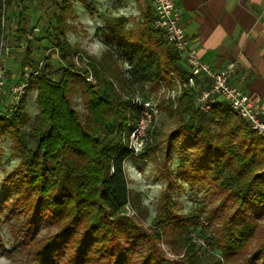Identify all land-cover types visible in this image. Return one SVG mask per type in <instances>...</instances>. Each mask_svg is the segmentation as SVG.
Wrapping results in <instances>:
<instances>
[{"label":"trees","instance_id":"trees-1","mask_svg":"<svg viewBox=\"0 0 264 264\" xmlns=\"http://www.w3.org/2000/svg\"><path fill=\"white\" fill-rule=\"evenodd\" d=\"M58 1L54 48L65 64L61 75L53 79L29 50L21 65L23 77L26 67L31 69L27 91H36L31 146L23 131L29 123L25 98L9 116L0 109V125L11 131L19 158L11 192L0 198V227L7 226L14 246L6 250L0 240V255L19 264H264V139L224 103L200 112L191 89L183 91L175 109L168 104L174 129L154 130L152 145L140 155L154 162L158 157L168 171L175 154V178L206 186L208 209L177 215L165 191L150 229L121 211L130 202L123 165L135 157L127 138L141 106L125 101L113 82L137 89L146 100L148 90L156 91L171 73L183 78L185 68L163 32L152 27L147 0H133L141 18L135 28L113 18L95 29L104 50L99 62L92 58L89 69L97 82L90 85L65 38L70 1ZM77 1L93 15L88 0ZM10 5L11 0H0V41ZM76 96L83 113L76 109ZM201 217L213 227L208 244L217 245L220 257L191 242L192 233H203ZM161 239L181 258L168 259Z\"/></svg>","mask_w":264,"mask_h":264},{"label":"rangeland","instance_id":"rangeland-1","mask_svg":"<svg viewBox=\"0 0 264 264\" xmlns=\"http://www.w3.org/2000/svg\"><path fill=\"white\" fill-rule=\"evenodd\" d=\"M69 1L71 12L65 17V38L77 52L73 56L74 65L81 72L86 70L85 80L90 79L87 82L95 86L97 81L89 68L94 63L92 58L99 62L104 50L94 35L95 29L103 27L105 21L113 18L126 19V27L133 29L140 23L141 18L133 0H88L94 8L93 15L88 14L77 0ZM57 3H59L58 0H11V5L6 9L7 19L0 45L2 53L7 49L6 69L10 81L8 80L5 95L0 100V109L3 115L9 116L10 114V89L16 86L19 77V79L23 77L21 65L27 50L31 53L32 61L38 67L41 65L48 66L53 79H57L65 68V64L59 60L54 48V18L58 15ZM30 72L31 69L26 67V74L23 78L27 77ZM13 77L17 80L14 83H12L14 80L11 82ZM113 85L117 93L130 104L138 100L149 101L158 110L157 116L145 129L144 136L137 140V143H141V146L138 147L139 156L128 159L123 165L128 181L130 202L121 211L143 228L150 229L158 214V204L165 191L168 192L170 200L175 204L177 215H187L200 207L208 209L210 195L206 186L201 188L197 183H181L175 178V169L178 164L175 154L170 159L168 171L158 157H156L157 161L154 162L140 155L152 145L154 130L168 134L174 129L175 119L170 116L168 104L175 109L184 90H179L170 76L165 79L162 85L157 87L156 91L148 90L144 95L146 100L142 99L135 88L126 89L116 82H113ZM35 94V89H31L27 91L24 97V107L29 117V123L23 131L26 133L25 140L29 146L32 145V135L29 130L35 123L38 113L35 105ZM74 104L76 109L83 113L81 100L78 96L74 98ZM163 152L164 147L162 146L161 153ZM18 163V152L14 145L12 133L10 130H3L0 125V198L4 194H10L11 184L19 174ZM166 176L169 177L170 184L166 182L164 178ZM200 223L203 226V233L198 235L192 233L191 242L203 250L206 255L211 254L220 257L217 245L215 243L208 244V237L214 236L213 227L203 217L200 218ZM261 225L264 226V220ZM0 240L6 250L13 248L14 241L5 224L0 227ZM158 245L168 259L181 258L182 255L172 254L162 239ZM0 264L19 263L11 262L0 255Z\"/></svg>","mask_w":264,"mask_h":264},{"label":"crops","instance_id":"crops-1","mask_svg":"<svg viewBox=\"0 0 264 264\" xmlns=\"http://www.w3.org/2000/svg\"><path fill=\"white\" fill-rule=\"evenodd\" d=\"M176 10L199 59L215 70L234 63L232 83L264 110V0H176Z\"/></svg>","mask_w":264,"mask_h":264},{"label":"built area","instance_id":"built-area-1","mask_svg":"<svg viewBox=\"0 0 264 264\" xmlns=\"http://www.w3.org/2000/svg\"><path fill=\"white\" fill-rule=\"evenodd\" d=\"M147 3L153 13L152 27L162 31L166 41L181 55L185 75L182 78L175 73L170 74L178 89H191L195 93L194 104L202 113H208L214 105L224 103L245 120L258 137L264 139V110L258 100L251 101L246 93L232 83L235 64L228 63L223 69L215 70L199 59L197 50L191 46L185 34L181 16L176 10V0H147ZM2 54L0 45V100L5 95L9 80ZM19 78L16 86L10 89V114L26 96L29 86L27 77ZM135 103L140 104L141 113L127 138L132 156L138 155L141 143H137V140L144 136L145 129L158 114L156 106L149 101L138 100Z\"/></svg>","mask_w":264,"mask_h":264}]
</instances>
